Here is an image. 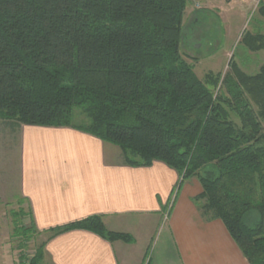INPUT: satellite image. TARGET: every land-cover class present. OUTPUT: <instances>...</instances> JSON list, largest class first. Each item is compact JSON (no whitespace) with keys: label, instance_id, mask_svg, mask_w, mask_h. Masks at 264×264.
Listing matches in <instances>:
<instances>
[{"label":"trees","instance_id":"16d2710c","mask_svg":"<svg viewBox=\"0 0 264 264\" xmlns=\"http://www.w3.org/2000/svg\"><path fill=\"white\" fill-rule=\"evenodd\" d=\"M189 2L0 0V119L90 134L117 146L128 166L165 163L179 175L172 207L196 179L202 216L223 222L249 264H264V67L255 76L238 70L216 96L209 84L218 78L201 80L181 51ZM249 45L264 49V35ZM15 230L38 233L33 224ZM75 230L135 243L101 216L50 238ZM44 256L41 244L28 264Z\"/></svg>","mask_w":264,"mask_h":264},{"label":"crops","instance_id":"0c3cea01","mask_svg":"<svg viewBox=\"0 0 264 264\" xmlns=\"http://www.w3.org/2000/svg\"><path fill=\"white\" fill-rule=\"evenodd\" d=\"M250 3L230 1L243 19ZM19 139L20 193L43 240L41 264H249L223 222L207 221L195 205L196 179L172 207L179 175L163 162L128 166L117 146L71 128L22 126ZM92 216L135 243L85 230L50 238V230Z\"/></svg>","mask_w":264,"mask_h":264},{"label":"rangeland","instance_id":"374dc122","mask_svg":"<svg viewBox=\"0 0 264 264\" xmlns=\"http://www.w3.org/2000/svg\"><path fill=\"white\" fill-rule=\"evenodd\" d=\"M230 1L190 0L184 15L181 51L201 80L207 81L209 74L218 78L217 84H209L216 96L227 94L226 81L236 79L238 70L255 76L264 67V49L256 52L249 45L251 36L264 35L260 12L264 0L259 5L250 0L244 19L239 8L233 13ZM20 128L0 119V264H28L43 241L16 235L18 226L32 225L28 203L20 193Z\"/></svg>","mask_w":264,"mask_h":264},{"label":"built area","instance_id":"2783aa9c","mask_svg":"<svg viewBox=\"0 0 264 264\" xmlns=\"http://www.w3.org/2000/svg\"><path fill=\"white\" fill-rule=\"evenodd\" d=\"M257 5H259L263 0H254Z\"/></svg>","mask_w":264,"mask_h":264}]
</instances>
